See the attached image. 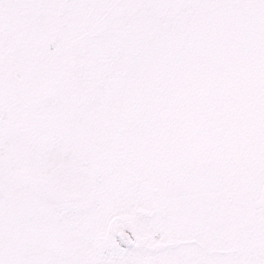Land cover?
Here are the masks:
<instances>
[{
    "label": "snow or ice",
    "instance_id": "snow-or-ice-1",
    "mask_svg": "<svg viewBox=\"0 0 264 264\" xmlns=\"http://www.w3.org/2000/svg\"><path fill=\"white\" fill-rule=\"evenodd\" d=\"M0 264H264V0H0Z\"/></svg>",
    "mask_w": 264,
    "mask_h": 264
}]
</instances>
